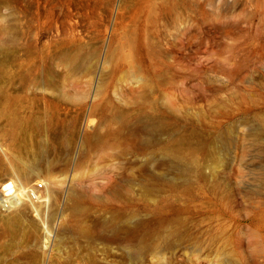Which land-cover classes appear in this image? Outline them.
I'll return each mask as SVG.
<instances>
[{
  "label": "rangeland",
  "instance_id": "1",
  "mask_svg": "<svg viewBox=\"0 0 264 264\" xmlns=\"http://www.w3.org/2000/svg\"><path fill=\"white\" fill-rule=\"evenodd\" d=\"M17 157L53 171L12 234L0 209V264H264V0H0V178ZM119 203L146 247L93 261L75 225Z\"/></svg>",
  "mask_w": 264,
  "mask_h": 264
},
{
  "label": "bare ground",
  "instance_id": "2",
  "mask_svg": "<svg viewBox=\"0 0 264 264\" xmlns=\"http://www.w3.org/2000/svg\"><path fill=\"white\" fill-rule=\"evenodd\" d=\"M177 148L174 147L173 149L169 150V152L175 157L182 158V151L179 147ZM127 152H130V148L128 146H124V148H122L118 154L121 155ZM10 168L11 171L9 172H13L15 178L12 179L10 176H3L0 178V209L2 211L3 209L6 210V208H11L9 209L11 213H9V216L7 215L8 217L6 220H4V223L5 227L8 228V231L12 234L14 225H17L16 222H21L22 213H24L22 210L24 208H30L33 210V212L35 211V214H38L39 208L37 206L38 204L36 205L35 202H43L46 200V198H41L42 196L39 193L41 188L37 190L38 193L36 199H31L28 189L34 184L32 183V186H30V182L33 179L36 180L37 178L42 177V179L45 181V185L48 187L51 183L50 176L52 175L53 168L50 164H48L44 166L42 170H40L35 165V161H24L21 157H17L16 160H14V163H11ZM158 174L159 179H164L162 174ZM135 178H137V180ZM130 179L138 181V183L141 185L154 184V180L151 178L147 179L145 176L140 177L138 174L134 175L133 171L130 172ZM108 181L109 184H106V188L113 196H123L124 193H129V187L123 185L118 186L113 176H109ZM167 186L171 187V182L168 181ZM59 191V188L52 186L51 189L47 190L46 194L48 196H53ZM47 201L48 200H46V202ZM3 205H6V207L3 208ZM42 206L44 207V205ZM125 208V203H119L114 209L116 212L111 210L109 215L104 216L105 218L103 217L101 219V228L99 232H96L89 225L81 222V219H79V223L75 225V228L79 234L88 237L91 240L100 238L104 242L100 246H92V252L90 255H88L91 260L99 262H109L116 259L123 260L129 257V249H134L139 253L145 249L144 247H146V245L144 243H141V241L134 242V240L127 234V229L125 227ZM80 214L81 213L77 212L75 215L79 217L81 216ZM64 223L65 225H68L69 219L66 218ZM112 241L116 242L118 250V252H113V254L109 251V243ZM98 249L100 253L98 252ZM149 249L152 248L150 247Z\"/></svg>",
  "mask_w": 264,
  "mask_h": 264
},
{
  "label": "built area",
  "instance_id": "3",
  "mask_svg": "<svg viewBox=\"0 0 264 264\" xmlns=\"http://www.w3.org/2000/svg\"><path fill=\"white\" fill-rule=\"evenodd\" d=\"M42 186H43L42 182L39 181V182H35V184L32 187H29L28 193L31 199H36L38 193L37 190L42 188ZM2 207L5 208L6 205H3Z\"/></svg>",
  "mask_w": 264,
  "mask_h": 264
}]
</instances>
